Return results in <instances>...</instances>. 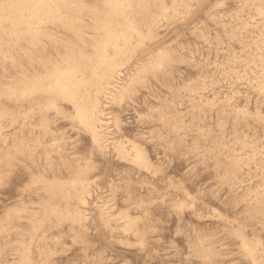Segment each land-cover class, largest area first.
Listing matches in <instances>:
<instances>
[{
  "label": "rangeland",
  "instance_id": "1",
  "mask_svg": "<svg viewBox=\"0 0 264 264\" xmlns=\"http://www.w3.org/2000/svg\"><path fill=\"white\" fill-rule=\"evenodd\" d=\"M0 264H264V0H0Z\"/></svg>",
  "mask_w": 264,
  "mask_h": 264
}]
</instances>
